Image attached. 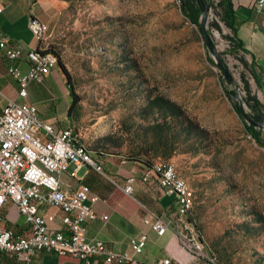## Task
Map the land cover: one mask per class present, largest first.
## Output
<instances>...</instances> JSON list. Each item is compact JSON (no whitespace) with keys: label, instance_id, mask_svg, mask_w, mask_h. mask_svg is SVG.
<instances>
[{"label":"rangeland","instance_id":"rangeland-1","mask_svg":"<svg viewBox=\"0 0 264 264\" xmlns=\"http://www.w3.org/2000/svg\"><path fill=\"white\" fill-rule=\"evenodd\" d=\"M207 1L206 28L240 87L237 93L245 99V74L264 105L251 72L229 54V30L212 28L220 22L219 0ZM39 5L48 26L46 47L61 55L81 99L75 121L86 149L174 163L190 186L204 263L264 264V146L247 133L234 108L236 96L226 92L235 85L203 32L182 14L180 1ZM29 21V14L16 21L11 34L33 39ZM245 109L250 113L247 104Z\"/></svg>","mask_w":264,"mask_h":264},{"label":"built area","instance_id":"built-area-1","mask_svg":"<svg viewBox=\"0 0 264 264\" xmlns=\"http://www.w3.org/2000/svg\"><path fill=\"white\" fill-rule=\"evenodd\" d=\"M256 8L262 11L264 0H257ZM45 23L35 16L30 18V31L37 42H42V49L28 52L13 44L11 37L0 28V52L8 63V74L20 85L19 96L23 99L28 96V85L44 82L58 63L57 56L47 52V38L43 36ZM24 59L28 64L26 70L20 66ZM76 133L80 132L75 126L57 130L51 123L40 119L37 106L31 102L9 100L0 108V254L25 262H30L37 253L49 252L72 256L79 264H138L135 255L146 247L149 239L146 233L131 238L130 251L125 252L89 237L87 223L98 217L95 207L101 197L90 192L79 179L76 185L64 180L62 173L74 165L71 173L74 179L83 166L107 174L90 153L82 150ZM126 160L122 156L123 163ZM139 181L145 186L157 183L166 194L176 198L177 209L172 217L146 207L153 219V230L162 236L172 229L184 248L205 258L204 237L191 219L193 206L183 197L185 178L178 173L176 165L155 162L139 178L135 175L128 177L124 185L112 182L133 197L135 184ZM9 202L24 216L29 226L28 235L16 234L2 224V209ZM47 207L62 212L61 227L51 226L57 213L45 211ZM107 218L103 216V219ZM209 261L210 264L213 260ZM153 264L178 263L173 262L172 257H165Z\"/></svg>","mask_w":264,"mask_h":264},{"label":"crops","instance_id":"crops-1","mask_svg":"<svg viewBox=\"0 0 264 264\" xmlns=\"http://www.w3.org/2000/svg\"><path fill=\"white\" fill-rule=\"evenodd\" d=\"M256 2L257 0H233L237 21L235 36L242 44L244 51H241V55L252 69L251 76L254 82L264 91V9L257 10ZM38 4L39 0H0V9H2L0 28L11 37L13 44L20 45L25 52L42 49L41 43L34 37L27 40L11 34V27L16 21L24 19L27 14L29 20L31 15L42 20L38 15L40 7ZM20 66L26 70L27 61L21 60ZM60 69L59 66L53 68L42 83L31 82L27 87L28 96L23 99L19 96L20 85L8 74V63L0 52V108L9 100L27 101L34 103L39 118L51 123L55 129L76 127L77 113L69 114L72 97L66 78ZM250 86H252L251 82ZM81 135L79 133L82 143ZM90 154L108 176L94 168L83 166L76 172L77 179H74L71 177L75 169L74 165H70L67 171L62 173L64 180L76 185L79 179L90 192L101 197V201L95 207L98 217L87 223L89 237L109 243L116 251L125 252L130 251L131 238L146 233L149 237L147 245L135 255L138 264H153L165 257H172L173 262L178 264H206L202 258L193 254V251L183 247L172 229L159 236L152 228L153 219L146 207L165 217H172L177 209L174 195L166 194L157 183L144 186L139 181L135 184L134 196L130 197L112 182L116 181L119 185H124L131 175L139 178L145 169L143 165L138 163V167L123 163L121 155L104 153L98 155L93 151ZM114 158H118L119 161ZM45 211L57 213V219L51 224L52 227L62 226V212L54 207H47ZM2 215V224L5 227L16 234L28 235L29 226L13 203L9 202L3 207ZM103 216L108 218L103 219ZM0 264H79V261L72 256L40 252L33 256L30 262L0 254Z\"/></svg>","mask_w":264,"mask_h":264},{"label":"trees","instance_id":"trees-1","mask_svg":"<svg viewBox=\"0 0 264 264\" xmlns=\"http://www.w3.org/2000/svg\"><path fill=\"white\" fill-rule=\"evenodd\" d=\"M181 3L180 9L182 14L195 26L199 28L201 32V20L203 17V6L202 3L199 0H179ZM217 8H219V11L217 14L220 17L219 21H214L212 23V28L217 29L218 31H223V25L229 30V33L225 35L227 40L229 41L230 47H229V54H234L235 56H238L237 58L239 61L244 65L245 69L252 72V69H250L248 62L244 59V57L241 55V51H244L241 42L236 38V15H235V9L233 5V0H219L217 5ZM53 52L58 59L57 66H59L61 69V72L64 74L68 88L70 90V95L72 97V104L69 108V114L72 115L74 113L78 112V105L80 103V96L76 93L74 83L72 81V76L66 67L65 63L62 60V57L59 53L47 50V52ZM221 55H224L223 53ZM243 80L245 82V90H246V96H245V102L247 106L250 109V115L252 118H254L258 122H264V105L261 103L260 99L252 93L250 82L246 80L245 74L243 75ZM228 96L231 97L230 91H226ZM235 110L238 112V114H241V109L238 105V103L234 104ZM243 120V123L245 125L247 133L255 139L257 143H259L261 146H264V133L261 128H257L254 125H250L247 122ZM89 151V150H88ZM90 153V152H89ZM92 156V155H91ZM124 156V155H121ZM93 157V156H92ZM127 158L126 163H130L131 161L140 162L141 165L144 166V168L150 167L153 163L150 161H145L144 159L140 157H129L124 156ZM94 158V157H93ZM95 159V158H94ZM144 169V170H145ZM202 259H205L203 256L200 255ZM220 264V263H217Z\"/></svg>","mask_w":264,"mask_h":264},{"label":"water","instance_id":"water-1","mask_svg":"<svg viewBox=\"0 0 264 264\" xmlns=\"http://www.w3.org/2000/svg\"><path fill=\"white\" fill-rule=\"evenodd\" d=\"M202 3V10H203V16L205 15V17L202 19L201 21V28L203 31V35L204 38L207 42L208 47L210 48V50L214 53L216 59H217V65L223 70L225 78L227 79V81L230 82V84H234L235 85V90H229L230 93L232 95L236 96V99L238 101V105L241 109V114L244 117L245 121L250 124V125H254L257 128H263L264 127V122H258L256 121L254 118L251 117V115L246 111L245 109V99L242 98V96L240 94H238L237 92H239L240 87L237 84V82L234 81V78L232 77L231 73L229 72L228 68L225 66L224 61L221 58L220 53L215 49V45L213 44L212 38L206 28V22H207V13L210 9V5L209 2L207 0H199Z\"/></svg>","mask_w":264,"mask_h":264},{"label":"bare ground","instance_id":"bare-ground-1","mask_svg":"<svg viewBox=\"0 0 264 264\" xmlns=\"http://www.w3.org/2000/svg\"><path fill=\"white\" fill-rule=\"evenodd\" d=\"M47 30H48L47 24L43 25V36H46ZM40 43H41L40 46H42V42H40ZM76 140L79 142L80 146L82 147V150H84V152L88 153L85 145L80 142L79 133H76ZM185 183H186L185 185H182L183 197L190 205H193L191 203V200H190V186H189V183L186 179H185Z\"/></svg>","mask_w":264,"mask_h":264}]
</instances>
